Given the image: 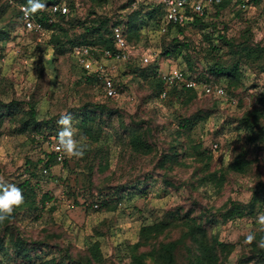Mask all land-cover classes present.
<instances>
[{"label": "rangeland", "instance_id": "rangeland-1", "mask_svg": "<svg viewBox=\"0 0 264 264\" xmlns=\"http://www.w3.org/2000/svg\"><path fill=\"white\" fill-rule=\"evenodd\" d=\"M9 1L0 0V177L17 187L29 179L34 207L14 216L11 234L0 231V264H131L134 254L155 264L149 253L191 225L209 241L232 245L228 254L217 252L218 264H264L258 247L264 233L256 222L264 213V188L253 213L247 204L264 184V52L256 49L264 47V11L209 12L208 41L206 31L187 27L181 41L189 44V71L181 55L164 54L171 36L159 32L163 0H72L76 10L67 22L42 33L23 30ZM134 11L139 40L128 43L137 57L112 63L120 95L106 99L94 78L85 79L71 41L107 37L116 22L126 31ZM221 35L239 47H226ZM157 55V73L184 69L196 81L194 96L178 85L165 86L164 98L157 95L154 70L141 61ZM214 64L237 65L239 82L230 86L227 77L210 75ZM206 83L224 86L231 100L207 96ZM65 112L87 137L86 150L81 158L64 156L44 174ZM183 119H190L186 128ZM236 156L246 162L242 171L231 168ZM231 203L240 212L226 220L222 213ZM159 224V237L142 243V230ZM250 232L256 240L248 244ZM17 233L33 247L28 261L14 255ZM95 244L96 261L88 250ZM189 248L186 239L174 264L196 258Z\"/></svg>", "mask_w": 264, "mask_h": 264}, {"label": "trees", "instance_id": "trees-1", "mask_svg": "<svg viewBox=\"0 0 264 264\" xmlns=\"http://www.w3.org/2000/svg\"><path fill=\"white\" fill-rule=\"evenodd\" d=\"M43 0H39L40 3H42ZM55 0H48L47 3L45 4V7L43 9H40L36 11L33 15V17L37 20H47L51 17L50 12L48 10V7L50 4H52ZM15 4H25L28 6V0H20L19 2L16 3L15 0H13ZM43 4V3H42ZM68 5H69V12L63 15H55L54 16V21L52 23H44V28L45 30H52L56 26L57 23H65L67 22V18L70 16L72 10H76L75 6L76 4L72 0H68ZM16 6V5H15ZM17 9V7H16ZM223 9H230L232 12H235L236 15L238 16H243L252 9H259V7L256 6H250L248 9L242 11L236 8V4L232 3L231 0H223L220 4H216L209 8L205 12V14L201 17L196 15L191 11L190 8L187 9L186 17H185V22L183 25H169L167 27V33L165 34L167 37L171 36L169 38L167 44L165 45L164 49V54L165 55H171L172 53H177L181 55L183 58H185L186 66L189 71L193 70V65H191L189 61V44L187 42L181 41V36L184 35L185 30L187 27H195L198 28L202 31H206L204 38L206 41L210 38L211 32L208 31L213 27V23L206 21L207 17L210 15L209 12H214L213 16H216L219 12H221ZM262 11H264V7L261 8ZM156 13V9H152L147 13L148 18H153L154 14ZM164 15V12H163ZM163 15L161 19L159 18L157 20V23H159V27L161 25ZM17 18H20L19 11L17 9ZM139 17V12L134 11L132 12L128 17L127 21L125 23L126 31H124V36L126 40L129 42L134 40L137 42L139 40V32H138V26H137V20ZM103 26L107 24V20L101 22ZM120 23H114L113 26L118 25ZM112 26V27H113ZM112 27L110 28V31L107 33V37H102L98 39H84L81 41V43H75L74 41H71L72 47H71V52L75 46L79 45H87L90 46L94 49H109L113 50L114 45L111 37L112 33ZM173 35V36H172ZM4 32L0 30V39L3 38ZM220 41L228 48L234 49L238 48V44L233 43L230 39H227L226 35H221ZM99 43V44H98ZM244 47L245 45H241ZM215 48V47H213ZM260 52H264V47L256 48ZM188 50V56L186 55V52ZM244 50V48H243ZM158 59L159 56L157 55L152 61L149 63H146L147 66L152 68L154 70V79L156 82V93L159 97H161V93L165 90L164 87L166 86L158 77H157V71L158 70ZM186 73L184 69H180ZM208 73L212 76H214L216 79L221 78V77H227L229 80V85L233 86V83L239 82V70L237 65H234L231 68L221 66L219 64H214L212 67L208 69ZM187 75V73H186ZM188 76V75H187ZM190 77V76H188ZM86 80L90 81L93 79V77L86 76ZM94 80V79H93ZM179 86L183 91H185L187 94L190 96H194L195 92L194 90L197 88H186L184 85L176 83L172 85L171 87L174 86ZM205 85H212V86H221L220 84H205ZM226 92V100H229V94L227 93V90L224 86H222ZM166 95L168 96L169 94L166 91ZM208 96V95H207ZM212 97V96H209ZM106 99H111V98H106ZM218 98L214 99L217 100ZM231 100V99H230ZM47 124V123H46ZM190 124V119H183L180 122V125L184 128H186ZM132 145L136 146L138 144V141L135 139H132ZM199 155L203 153H198ZM47 159L44 162V168L50 167L53 165V163L56 162L54 153L51 152L50 154L46 155ZM243 156H236L231 163V168H233L234 171H242L246 165V162L242 160ZM24 197V202L21 206L17 207L14 209V212L12 216H10L8 219L0 223V231L2 232H9L11 234L12 232V226H13V219L14 216L21 211L32 209L34 207V188L30 184L29 179H24L22 183H20V186L18 187ZM257 190L254 191L253 196L248 202L249 206V212L253 213V209L258 203V198L257 196L262 193V190L264 188V184L258 183L257 185ZM48 197L47 195H45ZM31 197V198H30ZM98 207V205H97ZM239 207L235 206L234 204L231 203V207L229 209H226L222 213V217L226 220L232 219L236 214H238ZM164 230V226L155 225L152 227H147L142 230L143 235L142 239L144 240L142 243L148 242L152 238H157L159 237V234H161ZM18 234V233H17ZM189 239L190 241V248L189 251L193 255L194 253L196 254V258L192 261H190V264H218V256L216 255L218 251L220 253H225L228 254L232 250V245L223 243L219 241L217 238L213 237L210 239V241L206 238V233L204 229L199 227L198 225H191L188 228V231L185 230L182 232L181 237L178 239L168 241L165 243H161L157 248L152 250L149 254L154 258L155 264H174V258H175V253L182 245L185 243V240ZM12 248L14 255L17 258H20L22 260L28 261L30 257V253L32 252V245H28L25 240L19 236V234L14 238V241L12 242ZM141 245V244H140ZM139 246V245H138ZM138 246H135L134 249L136 250ZM0 249L2 247L0 246ZM88 250L90 252V257L96 261L98 254H97V246L91 245L88 247ZM145 259V254H134L132 256V261L131 264H145L144 262Z\"/></svg>", "mask_w": 264, "mask_h": 264}, {"label": "built area", "instance_id": "built-area-1", "mask_svg": "<svg viewBox=\"0 0 264 264\" xmlns=\"http://www.w3.org/2000/svg\"><path fill=\"white\" fill-rule=\"evenodd\" d=\"M223 0H163L164 15L159 27L160 34L167 33L169 25H183L187 9L190 8L193 13L199 17L203 16L209 8L216 4H220ZM11 4L12 0L9 1ZM236 4L239 10H246L250 6L259 8L264 7V0H231ZM19 11L20 22L23 30L34 33H42L45 31L44 23H52L55 15H63L69 12L70 8L68 0H55L49 5L48 10L51 17L47 20H37L33 15L26 16L24 9L25 4H16ZM114 49H94L87 45L75 46L72 50L78 64L84 67L86 76L93 77L102 89L105 98H117L120 95V89L114 79L115 71L112 63L115 62H131L136 59V51L134 46L130 45L124 36L122 28L118 25L112 27L111 33ZM142 63L146 64L152 61L150 57H141ZM157 77L166 85L172 86L176 83L184 85L186 88H195L196 81L192 77H188L182 70H172L167 72H158ZM203 92L214 98L225 99L226 92L222 86L203 85ZM161 97H166V91L161 93ZM52 152L54 153L56 162H61L64 158L62 153L55 149V140L53 139ZM43 173H47V169H43ZM97 208V205H94Z\"/></svg>", "mask_w": 264, "mask_h": 264}, {"label": "clouds", "instance_id": "clouds-1", "mask_svg": "<svg viewBox=\"0 0 264 264\" xmlns=\"http://www.w3.org/2000/svg\"><path fill=\"white\" fill-rule=\"evenodd\" d=\"M44 7L39 0H28V6L24 9L25 15L34 14ZM57 125L59 131L53 138L56 151L67 158L83 157L87 147V137L73 127L72 114L70 112L61 114L57 120ZM23 202L22 191L15 184L8 183L3 177H0V223L12 216L14 209L21 206ZM256 222L259 225L257 231L264 233V213L258 214ZM255 240L256 233L250 232L246 236L245 242L251 244ZM258 247L264 249V235L260 237Z\"/></svg>", "mask_w": 264, "mask_h": 264}]
</instances>
